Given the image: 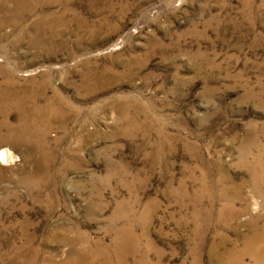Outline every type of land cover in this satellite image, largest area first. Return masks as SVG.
I'll list each match as a JSON object with an SVG mask.
<instances>
[{"label": "rangeland", "instance_id": "1", "mask_svg": "<svg viewBox=\"0 0 264 264\" xmlns=\"http://www.w3.org/2000/svg\"><path fill=\"white\" fill-rule=\"evenodd\" d=\"M1 90L0 264H218L264 232V0H0Z\"/></svg>", "mask_w": 264, "mask_h": 264}, {"label": "bare ground", "instance_id": "2", "mask_svg": "<svg viewBox=\"0 0 264 264\" xmlns=\"http://www.w3.org/2000/svg\"><path fill=\"white\" fill-rule=\"evenodd\" d=\"M1 92L2 90L0 91V93ZM4 92L5 91H3V93ZM27 95L29 96L30 94ZM27 95L23 96V98H26ZM0 156L4 162L9 161L10 155L6 149L1 151ZM215 253L216 252L214 251L212 255H214ZM222 255L225 258L223 259L222 256L220 255L221 259L219 258L220 262L218 264H264V232H259L258 230L254 229L253 233L247 237L245 241V245L242 249H240L239 251L238 250L236 251L235 249L232 250L228 249ZM247 257L250 258V262L246 261Z\"/></svg>", "mask_w": 264, "mask_h": 264}]
</instances>
